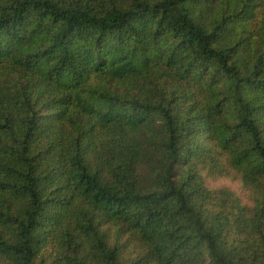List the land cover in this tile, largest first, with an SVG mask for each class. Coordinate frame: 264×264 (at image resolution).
I'll return each instance as SVG.
<instances>
[{"label":"trees","instance_id":"obj_1","mask_svg":"<svg viewBox=\"0 0 264 264\" xmlns=\"http://www.w3.org/2000/svg\"><path fill=\"white\" fill-rule=\"evenodd\" d=\"M0 264H264V0H0Z\"/></svg>","mask_w":264,"mask_h":264},{"label":"rangeland","instance_id":"obj_2","mask_svg":"<svg viewBox=\"0 0 264 264\" xmlns=\"http://www.w3.org/2000/svg\"><path fill=\"white\" fill-rule=\"evenodd\" d=\"M216 185H218V186H229V187H231V188H233V189H237L238 188V186H237V184H236V182H231V181H218L217 183H216Z\"/></svg>","mask_w":264,"mask_h":264}]
</instances>
